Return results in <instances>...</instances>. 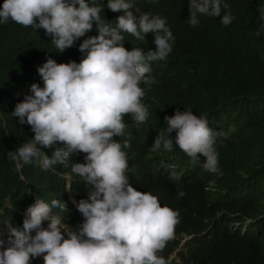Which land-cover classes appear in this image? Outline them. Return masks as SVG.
Wrapping results in <instances>:
<instances>
[{
  "label": "trees",
  "instance_id": "1",
  "mask_svg": "<svg viewBox=\"0 0 264 264\" xmlns=\"http://www.w3.org/2000/svg\"><path fill=\"white\" fill-rule=\"evenodd\" d=\"M130 2L139 12L165 19L174 37L164 60L148 62L152 82L139 85L145 91L141 102L148 108L147 120L137 127L131 115L125 116L124 135L113 138L128 145L122 150L127 153L129 183L178 214L174 234L157 256L165 264H264V20L257 11L264 8V0H220L221 15L230 12L234 17L228 26L220 23L221 17L204 14L197 15V25H190L189 0ZM96 3L102 4L101 15L110 24L123 15L108 9V0ZM121 34L129 51L139 48L146 55L156 50L153 33L145 40ZM97 35L94 24L61 54L42 28L11 20L0 24V229L5 239L7 224L22 228L23 214L36 199L65 202L64 211L55 208L53 213L72 230L83 223L69 190L86 201L89 189L70 166L58 163L44 170L34 160L18 169L8 153L34 138L31 127L21 125L12 113L31 94L33 83L43 87L37 68L49 58L58 64L79 63L80 44ZM178 110L203 116L210 129L224 133L214 145L218 171H205V157L193 163L175 143L171 151L153 147L167 126L164 117ZM175 136L170 134L173 141ZM43 151L51 157L52 150ZM84 155L70 157L69 163H83ZM66 174L71 176L70 188ZM47 224L43 222L45 228ZM30 264L43 263L36 257Z\"/></svg>",
  "mask_w": 264,
  "mask_h": 264
},
{
  "label": "clouds",
  "instance_id": "2",
  "mask_svg": "<svg viewBox=\"0 0 264 264\" xmlns=\"http://www.w3.org/2000/svg\"><path fill=\"white\" fill-rule=\"evenodd\" d=\"M101 5L96 0L91 5L88 0H4L0 6V24L11 20L42 28L61 54L94 24L98 32L80 44L79 63L58 64L49 58L37 68L43 87L33 83L31 94L12 113L21 125L31 127L34 138L8 153L18 169L34 160L44 170L58 163L70 166L89 189L86 201L69 190L83 223L72 230L53 213L55 208L64 211L65 202L36 199L23 214L22 228L7 224V239L0 229V264H30L36 257L43 264H165L157 252L172 238L178 214L129 183L127 153L122 150L128 145L113 138L124 135L125 116L131 115L137 127L147 120L148 108L141 102L145 91L139 85L152 82L148 62L164 60L172 51L174 37L165 19L139 12L130 0H108V9L123 13L115 24L104 20ZM188 11L192 26L198 24V14L221 17L224 26L234 19L230 12L221 15L220 0H189ZM257 11L264 20V8ZM121 33L137 40L153 33L156 50L146 55L139 48L129 51ZM164 120L167 126L158 132L155 149L171 151L175 143L193 163L205 157V171H218L214 145L224 133L214 132L205 117L191 111L178 110ZM43 149L52 150L51 157ZM81 153L83 163H69L70 157ZM65 177L70 188L71 176ZM44 221H48L46 228ZM245 230L243 225L242 234Z\"/></svg>",
  "mask_w": 264,
  "mask_h": 264
}]
</instances>
